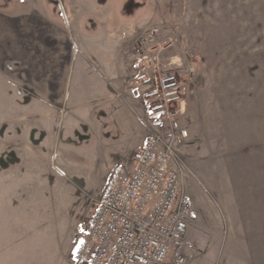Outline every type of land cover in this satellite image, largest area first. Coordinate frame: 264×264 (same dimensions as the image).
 Segmentation results:
<instances>
[{
  "label": "rangeland",
  "instance_id": "rangeland-1",
  "mask_svg": "<svg viewBox=\"0 0 264 264\" xmlns=\"http://www.w3.org/2000/svg\"><path fill=\"white\" fill-rule=\"evenodd\" d=\"M0 11L13 18L1 41L0 225L14 218L41 225L44 264H80L73 251L83 224L114 167L130 166L148 135L142 102L128 91L132 55L149 47L160 71H178L189 84L205 79L198 24L191 26L193 14L173 23L168 0H0ZM19 28L24 37L11 34ZM185 147L175 150L173 165L195 204L181 248L186 264H243L240 254L259 245L241 243L238 234L227 242L224 200L208 185L212 169L201 158L190 164ZM10 232L0 228V248Z\"/></svg>",
  "mask_w": 264,
  "mask_h": 264
},
{
  "label": "crops",
  "instance_id": "crops-1",
  "mask_svg": "<svg viewBox=\"0 0 264 264\" xmlns=\"http://www.w3.org/2000/svg\"><path fill=\"white\" fill-rule=\"evenodd\" d=\"M194 2L189 3L194 17L190 25L198 24L196 52L205 79L186 82L189 101L184 103L180 125L187 138L176 139L175 150L186 145L190 164L198 158L207 161L212 169L208 185L224 200L222 227L229 229L227 242H235L238 234L241 243L259 245L257 251L248 247L240 259L243 264H264V253L258 251L264 244V0ZM8 20L13 18L0 11V79L6 74L7 51L1 41L8 35ZM17 31L11 34L24 37L22 28ZM37 41L38 35L33 36L32 45L38 47ZM201 139L205 140L201 151L205 157H199ZM182 184H187L185 177ZM181 190L192 202L189 230L195 204L184 186ZM191 190L196 187L192 185ZM12 222L0 225L11 228V239L0 248V260L4 264H44L46 241L35 232L41 225L15 218Z\"/></svg>",
  "mask_w": 264,
  "mask_h": 264
},
{
  "label": "built area",
  "instance_id": "built-area-1",
  "mask_svg": "<svg viewBox=\"0 0 264 264\" xmlns=\"http://www.w3.org/2000/svg\"><path fill=\"white\" fill-rule=\"evenodd\" d=\"M168 3L173 22L192 20L188 0ZM132 58L128 91L142 102L148 135L130 166L114 167L83 224L73 259L80 264H186L181 248L192 202L173 165L176 139L187 137L180 125L186 80L178 71H160L159 55L149 47Z\"/></svg>",
  "mask_w": 264,
  "mask_h": 264
}]
</instances>
